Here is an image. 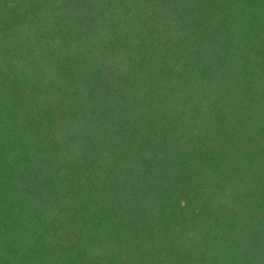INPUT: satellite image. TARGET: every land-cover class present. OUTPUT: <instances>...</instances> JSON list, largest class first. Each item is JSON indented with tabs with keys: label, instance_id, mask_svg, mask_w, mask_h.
Wrapping results in <instances>:
<instances>
[{
	"label": "trees",
	"instance_id": "16d2710c",
	"mask_svg": "<svg viewBox=\"0 0 264 264\" xmlns=\"http://www.w3.org/2000/svg\"><path fill=\"white\" fill-rule=\"evenodd\" d=\"M0 264H264V0H0Z\"/></svg>",
	"mask_w": 264,
	"mask_h": 264
}]
</instances>
